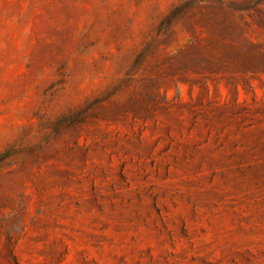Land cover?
<instances>
[{
	"label": "rangeland",
	"instance_id": "obj_1",
	"mask_svg": "<svg viewBox=\"0 0 264 264\" xmlns=\"http://www.w3.org/2000/svg\"><path fill=\"white\" fill-rule=\"evenodd\" d=\"M0 264H264V0H0Z\"/></svg>",
	"mask_w": 264,
	"mask_h": 264
}]
</instances>
